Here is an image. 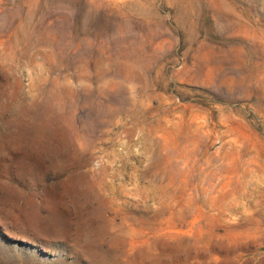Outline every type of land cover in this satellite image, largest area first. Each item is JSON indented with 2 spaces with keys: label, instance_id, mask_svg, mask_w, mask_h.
<instances>
[{
  "label": "rangeland",
  "instance_id": "1",
  "mask_svg": "<svg viewBox=\"0 0 264 264\" xmlns=\"http://www.w3.org/2000/svg\"><path fill=\"white\" fill-rule=\"evenodd\" d=\"M0 264H264V0H0Z\"/></svg>",
  "mask_w": 264,
  "mask_h": 264
}]
</instances>
